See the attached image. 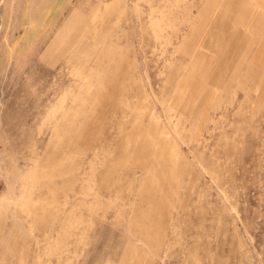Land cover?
Wrapping results in <instances>:
<instances>
[{
  "label": "rangeland",
  "instance_id": "1",
  "mask_svg": "<svg viewBox=\"0 0 264 264\" xmlns=\"http://www.w3.org/2000/svg\"><path fill=\"white\" fill-rule=\"evenodd\" d=\"M0 264H264V0H0Z\"/></svg>",
  "mask_w": 264,
  "mask_h": 264
}]
</instances>
